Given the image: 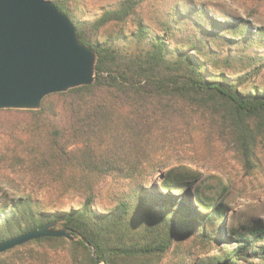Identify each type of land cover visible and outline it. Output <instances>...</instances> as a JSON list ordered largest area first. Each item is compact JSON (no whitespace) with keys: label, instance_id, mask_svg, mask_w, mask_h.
Returning a JSON list of instances; mask_svg holds the SVG:
<instances>
[{"label":"trees","instance_id":"trees-1","mask_svg":"<svg viewBox=\"0 0 264 264\" xmlns=\"http://www.w3.org/2000/svg\"><path fill=\"white\" fill-rule=\"evenodd\" d=\"M52 1L98 54L96 82L47 96L39 111H0L23 116L6 127L26 185L0 206V243L49 224L75 240H34L0 254V264H97L86 242L100 264H188L191 249L181 243L190 237L219 253L199 264H264L263 223L226 227L230 188L216 186L224 196L209 198L213 185L188 170L178 188L193 185L203 211L188 192L150 188L156 173L162 187L171 185L162 153L193 128L206 133V115L248 172L259 166L264 86L253 83L262 77L264 85V25L196 0H105L93 20L82 0ZM69 195L82 204H59ZM234 240L232 251L221 247Z\"/></svg>","mask_w":264,"mask_h":264},{"label":"rangeland","instance_id":"rangeland-1","mask_svg":"<svg viewBox=\"0 0 264 264\" xmlns=\"http://www.w3.org/2000/svg\"><path fill=\"white\" fill-rule=\"evenodd\" d=\"M210 6H218L236 20H246L252 23L257 22L264 25V0H196ZM105 0H82V11L86 19L93 20L101 14V6ZM252 25L253 27L259 26ZM134 29V27H131ZM230 76H235L230 74ZM253 86L263 87L262 77H257ZM198 116V115H197ZM201 116V115H200ZM200 116L196 117L198 121ZM15 122H24L23 116L0 115V184L2 192L0 193V206H10L12 201L26 193L24 176L19 171V165L13 161L11 149L14 147L13 140L8 137L7 129ZM206 115V133L201 132L199 128H193L191 137H183L182 144H178L167 154L162 153L160 162L161 171L171 173V185L162 187L159 182V173L153 177L151 189L157 188V191L163 194L175 196L185 195L187 192L192 196L193 185L184 186L188 175V170L194 172L195 179L206 180V184L213 185L212 191L206 192L209 198L224 195L219 190H214L216 186L224 185L230 188L229 207L225 219L226 227L229 225L238 226L245 221H250L253 225L257 223L264 224V154L260 156L259 166L248 172L235 149V146L229 139L221 138L217 133H211ZM19 130L21 125H18ZM191 203L197 211H203L199 208L196 201L191 198ZM217 201V200H213ZM59 204L66 206L67 209L76 208L82 204V199L76 195H69L62 198ZM193 238H185L182 245L186 249H191L188 256V264H199L208 259L211 262L213 257L218 256L216 249L210 250L203 248L199 243L193 241ZM196 243V244H195ZM237 241H232L229 245L221 244V247L232 251L237 246ZM44 250V249H42ZM28 248L21 252L27 256ZM66 253L65 251L63 254ZM12 254L8 259L15 257ZM257 262V260L255 261Z\"/></svg>","mask_w":264,"mask_h":264},{"label":"water","instance_id":"water-1","mask_svg":"<svg viewBox=\"0 0 264 264\" xmlns=\"http://www.w3.org/2000/svg\"><path fill=\"white\" fill-rule=\"evenodd\" d=\"M97 63L96 51L52 0H0V111H39L49 95L93 85ZM47 237L75 240L49 224L1 242L0 254Z\"/></svg>","mask_w":264,"mask_h":264}]
</instances>
